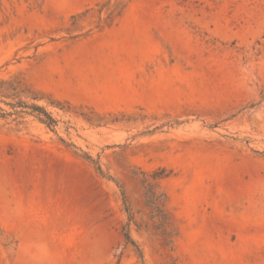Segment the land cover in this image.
Returning <instances> with one entry per match:
<instances>
[{
    "label": "rangeland",
    "instance_id": "obj_1",
    "mask_svg": "<svg viewBox=\"0 0 264 264\" xmlns=\"http://www.w3.org/2000/svg\"><path fill=\"white\" fill-rule=\"evenodd\" d=\"M1 79L0 264H264V0H0Z\"/></svg>",
    "mask_w": 264,
    "mask_h": 264
},
{
    "label": "crops",
    "instance_id": "obj_2",
    "mask_svg": "<svg viewBox=\"0 0 264 264\" xmlns=\"http://www.w3.org/2000/svg\"><path fill=\"white\" fill-rule=\"evenodd\" d=\"M160 59V56H113V69L130 66L135 73H138L143 66L147 67L148 79L146 81L143 80L144 77L142 78L141 74H135L128 82L123 79H117V84H123L125 82L133 84L137 91L133 96H130V98L134 100L164 99L165 91L164 88H162V90L159 88V73L156 71L157 68L159 69L164 65V63L162 65L160 64ZM146 62H149V64L147 65ZM151 62L153 63L151 64ZM141 85L147 86L146 91L140 89ZM155 86H157V88ZM125 98L126 97H121L120 99Z\"/></svg>",
    "mask_w": 264,
    "mask_h": 264
},
{
    "label": "trees",
    "instance_id": "obj_3",
    "mask_svg": "<svg viewBox=\"0 0 264 264\" xmlns=\"http://www.w3.org/2000/svg\"><path fill=\"white\" fill-rule=\"evenodd\" d=\"M21 93H25L27 97H29L31 100H38L37 92L32 89L31 87L27 86L24 82L21 80L16 79H8L0 80V96H11L13 98H17ZM8 105H10L13 108L19 107L20 109L14 110L12 114H22V113H29L34 115L40 122L45 123L47 126H51L53 123H55V120L51 117V115L45 110L44 107L37 105L35 103H28L25 101H22L20 99L15 100L14 102H8ZM26 110H29L27 112ZM4 114L0 112V117H2ZM125 239L129 242H132V239L130 238L128 233L124 234Z\"/></svg>",
    "mask_w": 264,
    "mask_h": 264
}]
</instances>
